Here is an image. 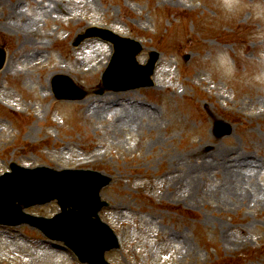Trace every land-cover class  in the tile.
Masks as SVG:
<instances>
[{
  "label": "rangeland",
  "instance_id": "1",
  "mask_svg": "<svg viewBox=\"0 0 264 264\" xmlns=\"http://www.w3.org/2000/svg\"><path fill=\"white\" fill-rule=\"evenodd\" d=\"M92 24L142 41V63L162 52L153 87L96 93L111 46H73ZM0 46L14 59L0 92L21 108L0 103V173L56 159L112 175L101 214L124 242L114 264H264V0H0ZM59 73L87 96L58 101ZM219 120L233 132L217 135ZM19 227H0V257L70 264Z\"/></svg>",
  "mask_w": 264,
  "mask_h": 264
},
{
  "label": "water",
  "instance_id": "2",
  "mask_svg": "<svg viewBox=\"0 0 264 264\" xmlns=\"http://www.w3.org/2000/svg\"><path fill=\"white\" fill-rule=\"evenodd\" d=\"M128 58V63L132 64L135 62L134 59V54L131 53L127 55ZM156 60V57H153L151 61L149 62L148 65L141 67V70L144 69V75L142 77L143 82L148 81L149 73L152 70V65L154 64ZM119 61V60H118ZM115 61L113 63V68H119L117 66V62ZM127 64V61H124V65H130ZM1 65V64H0ZM140 70H137V74L139 73ZM55 90L58 94L59 97H73V91L74 90H62L56 83H55ZM34 174L32 172H23V174L30 176V177H37L39 176L40 179L42 180L44 190L47 193H42L41 195H26L23 191H16L15 189L7 191L9 189V184L12 182V179H14L16 176H21V173L18 175L12 174L7 177L8 183L5 181L4 183V192H8V194H12V196L7 197L5 196L4 199L6 200L5 203H0V219L4 220L8 218L14 211L15 217L13 220H18V215L21 212L22 209V203L25 205H28L30 203L37 202L39 200H46L54 196H60L61 195V190L68 191L70 194V198L66 196L65 199V204L66 206L72 207L74 209L79 208V209H88L84 214L90 219L95 212L97 211V204L99 203V197L97 196V193L99 189L108 183L109 178H104L96 173H90V172H79L82 173L80 174V177H76L73 172H71V175H67L65 173L67 172H61V173H56V172H48V171H35ZM16 175V176H14ZM85 176H91V181L89 180H82L81 182H76L79 179L83 178ZM27 181V180H26ZM38 179H35L34 182H38ZM76 182V183H75ZM85 182H91L92 185L90 186L88 183L84 184ZM84 184V186H83ZM33 188L36 190H39L40 187L36 183L33 184ZM51 191V192H49ZM19 203H18V202ZM89 203V204H88ZM71 213H75L74 210H71L69 212H65L64 215H68ZM72 217L77 218V215L72 214ZM62 215H59L57 218H55L53 221L59 222L62 219ZM92 221H97L95 219H92ZM95 226L98 228H102L103 226L97 221L95 222ZM110 237H112L110 235Z\"/></svg>",
  "mask_w": 264,
  "mask_h": 264
},
{
  "label": "bare ground",
  "instance_id": "3",
  "mask_svg": "<svg viewBox=\"0 0 264 264\" xmlns=\"http://www.w3.org/2000/svg\"><path fill=\"white\" fill-rule=\"evenodd\" d=\"M7 28H10L9 30L10 31H14L15 30V26L13 25V26H10V25H7ZM7 28H5V29H7ZM8 30V29H7ZM26 42H28L29 40H32L33 39V37L31 36V35H27V36H24V38H23ZM21 52H23V51H21ZM13 63H14V59L13 60H8L7 61V63H6V70L7 71H10L12 68L14 69V67H13ZM146 110H147V108H146Z\"/></svg>",
  "mask_w": 264,
  "mask_h": 264
}]
</instances>
